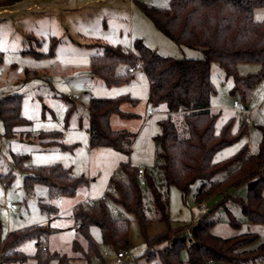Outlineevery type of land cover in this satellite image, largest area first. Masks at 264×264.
<instances>
[{"label":"rangeland","instance_id":"rangeland-1","mask_svg":"<svg viewBox=\"0 0 264 264\" xmlns=\"http://www.w3.org/2000/svg\"><path fill=\"white\" fill-rule=\"evenodd\" d=\"M170 1L19 0L7 5V0H0V3H5L0 4V100L7 95H20L21 115L29 121L28 125L18 128L14 136H8L0 118V175L12 173L14 176L8 187L0 180L3 238L14 231L50 223V234L41 241L46 242L50 252L67 256L68 264H146L141 257L146 245L135 215L113 199L117 196L114 180L128 181L123 169V165L128 164L136 171L140 168L145 170L156 187L168 196L169 217L174 228L196 223L208 215L215 221L213 234L223 238L243 233L256 234L257 239L245 246V250H253L264 244V225L250 223L240 207L232 201L222 205L224 195L212 196L200 204L195 199L196 184L185 198L177 187H166L159 169V147L154 140L160 132L159 121L164 115L148 117V110L155 107L148 102L149 84L142 71L137 70L136 74L130 75L127 73L128 67L118 65L116 74H129L131 77L129 82L119 85H107L92 73L91 57L99 54L104 44L132 50L135 41L141 40L161 56L201 58L202 53L198 50L180 47L162 34L142 7L167 8ZM263 19L264 8L256 9L254 20ZM259 69L260 66L254 63L238 65L239 73L244 76L257 73ZM211 78L215 87L211 107L213 113L218 115L216 133L230 119L234 120L232 133H237L243 126L247 128V134L218 151L214 161L229 159L243 148L248 155L258 154L264 127V79L243 99L240 94L231 93L233 79L227 77L216 63L211 65ZM125 95L136 98L137 103H124L121 109L135 116L123 118L113 115L111 126L114 130H127L134 134L132 149L126 152L105 146L92 147L88 115L90 99ZM236 100L242 104V111L234 109ZM160 108L165 109L163 106ZM43 132H60L62 139L58 142L69 149L43 144L39 138ZM14 155L25 157L26 167L61 165L70 170L72 176H83L87 182L73 195L51 196L49 189L42 185L27 194L23 187L27 173L15 162ZM226 176L224 172L215 179L223 180ZM137 180L142 189L146 216L151 220L147 234L154 237L164 232L166 225L156 219L148 182L142 185L138 177ZM227 195L246 200L247 185L230 188ZM104 197L114 218L129 221V247L124 249L131 255L129 259H118L117 254L123 250L116 253L107 246L96 226L90 229V233L98 245V254L83 258L73 250V242L78 240L73 207H86ZM7 201L16 205L12 213L6 206ZM42 206L53 214L57 213L58 208L60 216H52L43 211ZM227 209L241 222L240 229L230 225ZM20 249L31 258L17 264H34L32 256L36 251V242L28 241ZM180 257L188 264L186 249ZM50 264H57V261ZM149 264L159 263L153 261ZM257 264H264V260Z\"/></svg>","mask_w":264,"mask_h":264},{"label":"trees","instance_id":"trees-1","mask_svg":"<svg viewBox=\"0 0 264 264\" xmlns=\"http://www.w3.org/2000/svg\"><path fill=\"white\" fill-rule=\"evenodd\" d=\"M17 1L7 0L6 4L13 5ZM0 4L5 5L4 2ZM142 7L162 34L180 47L200 51L202 57L161 56L141 40L135 41L132 50L104 44L101 52L91 57L92 73L107 85H119L129 82L131 77L129 74H116L118 65L128 68L140 65L149 83V104L155 108H165L163 119L159 121L160 132L154 140L159 147V169L166 187H177L185 198L196 184L195 199L200 204L222 194V205L232 201L240 207L250 223L264 225V127L258 154L248 155L243 148L231 158L215 162L216 153L246 135L247 128L243 126L237 133H232L234 120L230 119L216 133L218 115L213 113L211 107V97L215 94L211 78L213 63L233 79L231 93L240 94L243 99L264 79V19L254 20V11L264 8V0H171L167 8ZM241 63L258 64L260 69L257 73L244 76L238 71ZM124 103L135 105L137 99L126 95L90 99L88 115L92 147L105 146L126 152L132 149L134 134L127 130H114L111 126L113 115L123 118L135 116L121 109ZM0 118L8 136H14L18 128L29 124L21 115L20 95L1 98ZM39 138L49 147L69 149L58 142L62 139L60 132H43ZM14 160L27 173L23 183L27 194L42 185L49 189L51 196L73 195L87 182L83 176H72L71 171L61 165L26 167L25 157L14 155ZM123 169L128 181L114 180L117 196L113 199L135 215L146 245L141 256L146 264L153 261L159 264H186L180 257L184 249L188 253V264H257L264 260V244L253 250L243 249L257 239L256 234L243 233L229 238L217 236L212 233L215 221L208 215L196 223L174 228L169 217L168 196L145 173L156 219L166 225L164 232L149 237L147 230L151 220L145 213L142 189L137 180L138 170L128 164H124ZM224 172L227 176L223 180L215 179ZM13 179L12 173L0 175L5 187ZM242 184L247 185L246 200L227 195L230 188ZM42 210L49 212L45 206H42ZM227 212L230 225L240 229L241 222L228 209ZM73 217L78 236V240L73 242V250L80 257L98 254V245L90 233L94 226L100 229L103 242L114 252L129 247V221L114 218L103 200L86 207L75 206ZM187 229L191 236L185 234ZM49 234L48 226H34L11 232L3 238L0 226V264L23 263L31 258L20 249L28 241L36 242V251L32 256L34 264H50L55 260L57 264H68L67 256L50 252L46 242L41 241Z\"/></svg>","mask_w":264,"mask_h":264},{"label":"built area","instance_id":"built-area-1","mask_svg":"<svg viewBox=\"0 0 264 264\" xmlns=\"http://www.w3.org/2000/svg\"><path fill=\"white\" fill-rule=\"evenodd\" d=\"M136 71H137V67H132V68L128 69V73L129 74H134ZM234 109L236 111H242L243 110V106H242V104L239 101L236 100L234 102ZM164 114H165V111L162 108H160V107L155 108L154 110H148V112H147L148 117L155 116V115H164ZM137 177L140 180L142 185H144L146 183L145 171L143 169H138ZM6 206L9 208L10 211L13 210V209H16V205L14 203H11L10 201L6 202ZM185 234L188 235V236H191L190 230L187 229ZM45 249H46V247H44V250ZM117 258L126 260V259L131 258V255H130V253L127 250H125V251L123 250V251H121L120 253L117 254Z\"/></svg>","mask_w":264,"mask_h":264},{"label":"crops","instance_id":"crops-1","mask_svg":"<svg viewBox=\"0 0 264 264\" xmlns=\"http://www.w3.org/2000/svg\"><path fill=\"white\" fill-rule=\"evenodd\" d=\"M200 52V51H199ZM129 69V68H128ZM128 69H127V73H128ZM137 70H140V71H142L139 67H137ZM126 71V70H125ZM137 72V71H136ZM136 72L134 73V74H136ZM143 72V71H142ZM144 73V72H143ZM134 74H132V75H134ZM131 75V74H130ZM149 84V83H148ZM234 107V106H233ZM128 113H131V112H128ZM113 117V116H112ZM112 119V118H111ZM141 169V168H140ZM145 171V170H144ZM145 173H146V171H145ZM55 196H57V197H60V196H58V195H55ZM103 201H106V198L104 197L103 199H102ZM55 207V206H54ZM75 207V206H74ZM74 207H73V209H74ZM56 208V207H55ZM57 209V213L55 214H53V213H50L52 216H60V212H59V210H58V208H56ZM13 211L11 210V213H12ZM76 223V222H75ZM43 226H50V223H45ZM46 245V247L48 248V246H47V244H45Z\"/></svg>","mask_w":264,"mask_h":264}]
</instances>
